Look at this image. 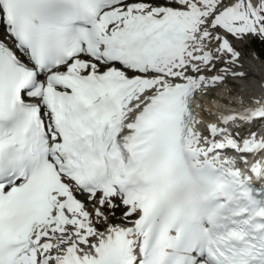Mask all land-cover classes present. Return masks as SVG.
<instances>
[{"label":"snow or ice","instance_id":"6c2138e0","mask_svg":"<svg viewBox=\"0 0 264 264\" xmlns=\"http://www.w3.org/2000/svg\"><path fill=\"white\" fill-rule=\"evenodd\" d=\"M256 39L264 0H0V264H264V95L194 105Z\"/></svg>","mask_w":264,"mask_h":264},{"label":"bare ground","instance_id":"6f19581e","mask_svg":"<svg viewBox=\"0 0 264 264\" xmlns=\"http://www.w3.org/2000/svg\"><path fill=\"white\" fill-rule=\"evenodd\" d=\"M242 60L243 67L240 68L239 71L245 72L246 76L244 79L237 80L239 84L236 86V93L233 96L230 95L233 101L232 105L238 109L243 106L241 102L242 99L243 104H248L249 98L253 100L254 98L264 95V87H262V85H264V61H262L258 52H255V55L253 56H242ZM234 82L236 81L229 80L228 87L220 85L215 89L221 88V95L225 97L226 92L228 91L227 88L234 89ZM196 102L199 104L198 100ZM206 105L207 107L205 105L204 106L208 110H211L213 114H215V112L217 113L222 111L224 106L223 100L211 101L206 103Z\"/></svg>","mask_w":264,"mask_h":264},{"label":"rangeland","instance_id":"374dc122","mask_svg":"<svg viewBox=\"0 0 264 264\" xmlns=\"http://www.w3.org/2000/svg\"><path fill=\"white\" fill-rule=\"evenodd\" d=\"M259 41L260 40H253V41H249L246 44H244L245 48H243L242 50L246 52L245 54H247V57L250 56L254 52V50H257L258 52L263 53L264 50H263V47L260 46V44H258Z\"/></svg>","mask_w":264,"mask_h":264},{"label":"trees","instance_id":"16d2710c","mask_svg":"<svg viewBox=\"0 0 264 264\" xmlns=\"http://www.w3.org/2000/svg\"><path fill=\"white\" fill-rule=\"evenodd\" d=\"M263 46V50H264V43L261 44ZM263 55H264V52H263Z\"/></svg>","mask_w":264,"mask_h":264}]
</instances>
